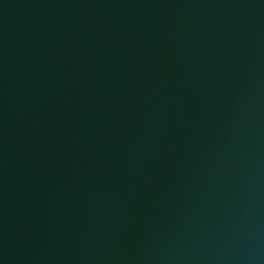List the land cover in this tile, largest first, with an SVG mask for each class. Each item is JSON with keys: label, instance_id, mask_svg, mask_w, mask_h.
<instances>
[{"label": "water", "instance_id": "1", "mask_svg": "<svg viewBox=\"0 0 264 264\" xmlns=\"http://www.w3.org/2000/svg\"><path fill=\"white\" fill-rule=\"evenodd\" d=\"M0 264H264V0H0Z\"/></svg>", "mask_w": 264, "mask_h": 264}]
</instances>
